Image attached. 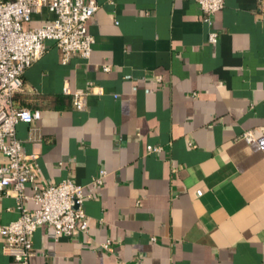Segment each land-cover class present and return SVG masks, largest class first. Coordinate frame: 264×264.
Listing matches in <instances>:
<instances>
[{"label": "crops", "instance_id": "1", "mask_svg": "<svg viewBox=\"0 0 264 264\" xmlns=\"http://www.w3.org/2000/svg\"><path fill=\"white\" fill-rule=\"evenodd\" d=\"M96 1L90 58L64 64L47 41L15 96L40 112L16 127L40 188L83 186L88 217L71 238L41 226L30 264H264V0H225L210 21L195 0ZM19 216L0 191V227Z\"/></svg>", "mask_w": 264, "mask_h": 264}, {"label": "built area", "instance_id": "2", "mask_svg": "<svg viewBox=\"0 0 264 264\" xmlns=\"http://www.w3.org/2000/svg\"><path fill=\"white\" fill-rule=\"evenodd\" d=\"M195 1L206 21L225 5V0ZM98 8L96 0H0V157L8 160L0 164V191L14 193L20 209L19 218L1 226L0 234L5 237L4 251L15 264H30L34 255L32 236L41 226L52 227L57 237L88 232L83 186L66 179L40 188L38 156L24 153L16 134L18 123L39 119L40 112L18 106L15 96L24 90L26 70L46 53L47 41L60 49L64 64L75 55L90 58L95 37L88 25ZM43 10L53 14V19L29 27L33 15ZM210 41H218L216 32L210 34ZM73 96L75 106L84 109L85 95L76 92ZM241 139L255 142L252 131H246ZM148 150L159 152L161 147ZM28 186L35 191L30 197L36 205L33 210L23 205L29 199L25 193Z\"/></svg>", "mask_w": 264, "mask_h": 264}]
</instances>
